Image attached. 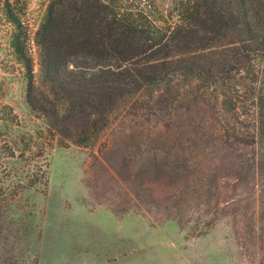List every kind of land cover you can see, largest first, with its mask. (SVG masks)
Masks as SVG:
<instances>
[{
    "label": "rangeland",
    "instance_id": "obj_1",
    "mask_svg": "<svg viewBox=\"0 0 264 264\" xmlns=\"http://www.w3.org/2000/svg\"><path fill=\"white\" fill-rule=\"evenodd\" d=\"M49 1L0 0V264H264V155L238 141L227 109L126 112L88 148L51 137L13 48L36 74ZM14 146L30 150L12 158Z\"/></svg>",
    "mask_w": 264,
    "mask_h": 264
},
{
    "label": "trees",
    "instance_id": "obj_2",
    "mask_svg": "<svg viewBox=\"0 0 264 264\" xmlns=\"http://www.w3.org/2000/svg\"><path fill=\"white\" fill-rule=\"evenodd\" d=\"M132 1L50 0L34 37L36 74L13 42L26 103L51 137L88 148L126 112L170 116L180 102H201L230 111L238 141L263 159L264 0ZM1 107L20 127L12 108ZM29 150L16 155L14 146L11 157Z\"/></svg>",
    "mask_w": 264,
    "mask_h": 264
}]
</instances>
